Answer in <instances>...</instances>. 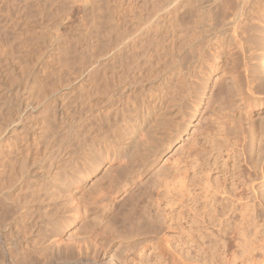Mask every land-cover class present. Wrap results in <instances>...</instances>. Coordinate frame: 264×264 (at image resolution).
I'll return each instance as SVG.
<instances>
[{
  "label": "rangeland",
  "instance_id": "rangeland-1",
  "mask_svg": "<svg viewBox=\"0 0 264 264\" xmlns=\"http://www.w3.org/2000/svg\"><path fill=\"white\" fill-rule=\"evenodd\" d=\"M171 1L0 0V105L5 100L8 103L10 90H19L20 97L22 94L28 96V100L25 98V103H21L26 110L22 127L5 135L0 118V184L8 180L12 160L15 163L20 158L18 149L36 148L30 137L45 128V117L52 113L51 109H45L46 103H42L48 99L50 90L58 89L59 94L55 98L61 101L59 95L66 88L65 84L73 82L71 85L77 88V99L68 102L69 110L66 111L73 125L61 126L58 118L51 117L55 120H50L53 122L49 125L53 126L49 129L50 140L41 143L45 153L39 159H44L52 148L56 151L57 156L52 154L50 159L41 163H44L41 174L49 175V178L56 174L52 169L58 168L56 195L33 213L37 233L45 234L48 239L55 238L52 236L57 234L61 240L62 258H69L73 264L78 259L86 257L89 260L96 256L100 261L95 264H264V154H261L264 150L260 146L264 149V141L252 147L249 145L246 153L229 151L231 145L226 142L222 143L220 152L204 153L199 160L195 154H188V148L204 130L207 104L221 84H233L229 76L223 83L219 80L224 71H229L235 64L233 62H237L233 61L237 60V55L236 58L225 54L215 63L218 68L215 73L206 70L205 79L199 81L200 88L194 92L199 96L197 109L191 101L186 104L188 119L183 122L179 136L167 134L169 130L162 126L143 130V141L148 143L144 149L149 158L140 172L125 174L133 164L122 151L127 141L122 133L128 134L130 130H125V127L134 126L135 120L131 117L134 113L123 114L121 108L127 104L125 108L129 107L134 112L141 101L156 95L163 97V107L166 106L167 110L162 114L156 113L152 121H167L171 115L170 90L164 89L166 75L159 71L157 64L163 60L158 61L157 53H154L156 42L166 49L171 40L168 29L159 28L162 30L158 32L156 29L162 27V20L167 16V10H159L171 8ZM256 1L197 0V5L188 7L256 8ZM182 19L190 25L198 20L194 12L184 14ZM156 22L162 24L156 26ZM142 33L141 37L137 36ZM59 38H63L66 47L54 54L50 48L52 45L57 49L56 40ZM254 38H250V43H255L251 46L256 57L251 63L264 70L261 51L257 52L259 48ZM121 42H126L128 47L125 50L133 51L132 54L129 51L124 55L119 51V56L109 57L107 51ZM86 66H92L87 75L84 72ZM88 73L90 80L85 79ZM79 75L80 78L77 77ZM133 78H142L143 85H136L127 92L123 81ZM114 88L123 89L115 98L111 97ZM37 94L48 97L43 99ZM55 98H50V101H55ZM110 98L118 104L111 106ZM32 104L36 107L34 112L31 111ZM239 106L243 111L246 133L253 119L260 125L264 108L254 110L249 116L248 101L236 97L232 107L240 110ZM51 115L54 116L53 113ZM82 125L81 143L85 140L87 145L95 143V150L86 146L85 152L82 147L86 143L80 146L78 133ZM53 129L59 132L52 135ZM67 131L73 135L72 138L68 137ZM229 133L231 137L235 136L234 130H229ZM102 135L110 137L107 138L110 139L109 144L101 139ZM60 136L68 142L65 144L68 160H65L67 156L58 153L64 149L57 151ZM83 152L87 154L86 159H83ZM70 160H74L73 166L69 165ZM259 161L262 162L259 168L253 169L252 166ZM80 169L85 178H79ZM65 176L74 178L77 183L64 181ZM59 203L62 206L59 211L53 210L54 215L43 217L46 206L51 205L52 210ZM78 208L81 210L79 218L76 217ZM82 251L88 256H82ZM51 258L49 256V260ZM53 259L48 264H61L58 259Z\"/></svg>",
  "mask_w": 264,
  "mask_h": 264
},
{
  "label": "bare ground",
  "instance_id": "bare-ground-1",
  "mask_svg": "<svg viewBox=\"0 0 264 264\" xmlns=\"http://www.w3.org/2000/svg\"><path fill=\"white\" fill-rule=\"evenodd\" d=\"M214 1L217 2L219 0H214ZM196 2L197 0H172L170 3L172 4L171 8H164V9L162 8L161 10H159V12L163 10H167V16H165L164 20H162V22H164L162 27L156 28L157 32L158 30H162L159 28L168 29L171 40L169 45L166 47V49L160 47V43L156 42L154 53L155 52L157 53V57L159 58L158 61L163 60V63L160 64L159 62L157 64L159 65L158 68L159 71L162 74L166 75L164 84H166L167 87L165 86L164 89H166V91L168 89V92L170 90L171 115L166 119L167 121L163 119L159 121L158 120L152 121L156 113L162 114L167 110L166 106L163 107V105H165V101H163V97L156 95H155L156 97L151 95V97L145 98V100L141 101L140 105L136 107V110H134V112L130 111L129 107L125 108L127 104H125L124 108H121L122 109L121 112L123 114L134 113V116L131 117L132 119L135 120L134 126L132 125V127H129L126 125L125 127V130H130L129 133L128 134L122 133L123 135L121 134L124 137V139L127 140L125 144H123L122 146V151L123 153L126 154L125 157L129 159V162L133 164V166L130 167L128 171L125 173L126 175L128 173H130L131 175L134 172H138V171L140 172L145 160L149 158V155L147 154V152H145L144 149L145 147L148 146V143L143 141V137L145 136L143 131L144 129L145 130L148 129L150 131V128H152V126L157 127L158 129L159 126H162L167 130H169V133L167 134H170L174 137L179 136L182 130L183 122L187 121L188 119L187 113L185 111L186 104L191 101L194 107L197 109V105L199 104V98H198L199 96L194 95V92L196 90H199L200 88L199 81L201 79H205L204 76L206 75L205 73L207 69H210L213 73H215L218 70V68L215 67V63L221 60L225 54H229L233 57L235 56L236 58L238 56L237 60H233V61H237V62L240 61V62L239 63L233 62L235 63L234 65H232L233 67L230 68L229 71H224L223 73L224 76L220 78L219 82L223 83L222 81L224 80V78L229 76L232 77L233 84L232 85L221 84L217 90V93L211 98L209 104H207L206 107L207 112L203 117V119L205 120L204 130L200 131L197 137L194 139L193 143L188 148V154L189 155L195 154V156L199 160L201 157L204 156V153L213 154L216 152H220V148H222V143H226V142L231 145V149L229 151L236 152V150L238 151L240 150V152L244 151L246 153L249 145H251L252 147L257 145L259 141L260 142L264 141V117L261 118L262 120L259 126L257 125L256 120L253 119V121H251V125L248 128V132L246 133L244 131V120L242 116L243 111H241L240 106H239L240 110L237 109L234 110V108L232 107L234 104V99L237 97L238 99H241L244 102L248 101L247 114L249 116L253 114L254 110L259 108L260 109L264 108V77L262 76L264 70L262 68L260 69V67L259 68L256 67L253 63H251V61L254 60V58L256 57L255 54L256 52L254 51V49H252L254 48L252 46L255 43L253 45L250 43V38L254 36L255 37L254 41L257 43L259 48L257 52L261 51L260 56H262L263 58L262 64H264V48L262 47V43H263L262 35L264 34V0H257L256 8H244V7L189 8L188 7V6L192 7L193 5H197ZM188 12L192 14L193 12L196 13V17L198 18V20L194 22V24L192 25H190L189 23L185 24L182 19L184 14ZM157 18L160 20V17ZM161 24L158 22L156 26H159ZM149 31L150 29L145 32V35H147ZM143 34L144 33L138 34L137 36L139 35L142 36ZM56 41H57L56 43L58 44L56 45L57 49L56 47L55 49H53L54 47L52 45H51L52 48L51 49L49 47L51 43L48 44V49L50 48V50H54V54H56L57 52H62V50H65L66 47L64 46L63 38H59ZM134 43L136 44V42ZM157 44L159 45L157 46ZM125 45H127L126 42H121L117 44L116 46L110 48L109 51H107V55L113 58V56L117 54L119 56V51L120 54L129 52L130 50H125L127 49L126 47H128V45L127 46ZM163 47L165 46L163 45ZM251 50H253L254 52L251 53L252 52ZM130 52L132 54L133 51ZM47 54L51 55L49 54L48 51ZM83 64L85 65V63ZM96 64L97 63H95V65ZM86 67H85L86 70L84 71L86 72L85 75H87V70L89 69V67L92 68V66L89 67L86 66ZM84 72L82 75L83 78L85 76ZM82 76L81 79H83ZM89 76L91 75H89L88 73V77L87 78L85 77V79H89ZM77 77L80 78V75ZM59 78L60 77H58V80ZM135 78L129 79L128 82L122 80L124 82L123 86L127 92L132 90V88L136 85H141V84L143 85L142 78L141 80ZM16 80L17 79H15V81ZM59 81L61 82V80ZM84 81L86 82L87 80ZM61 84L62 83H60L59 86L62 87ZM71 84H73V82H68L67 85L65 84L66 88L64 89L61 88L62 93L60 91V95H59L61 101H58L59 98L58 99L57 97L55 98V95L58 96L57 94H59L58 92L59 90L55 88L50 90L51 94H49V97L51 99L52 97L55 98V101L51 102L50 98L46 94L44 95L37 94L38 96L43 97V99H46L48 97V99L45 100V102L43 101L42 103L43 105L46 103L45 109H51L54 116H52L51 115L52 113L48 110L51 114L50 117L49 116L45 117L47 121L45 122L46 123L45 128L43 129L41 128L42 130H40V132L38 133L31 134L32 136L30 137V140H32V142H35L36 148L30 150L28 148V150L26 149L27 151L22 150V148L21 149L17 148L18 149L17 152L20 158H18L17 161H15V163L13 162L14 160H12V164L10 163L11 166H9L10 175L8 176V180H5L3 177V179L6 182L4 184H0V264H48L54 261L53 258L58 259V261H60L61 264H73V262L69 260V258L66 259L62 258L63 251L61 248V240L60 238H58V235L54 234L52 237L55 238L48 239L45 234L40 235V232L38 234L37 221L33 218L34 217L33 213L35 212L37 213L39 211L37 210V207H40L41 204L45 203L47 200L49 201L52 200V198L55 197L56 195V189H57L56 185L59 184V179L56 176L58 168L55 167L54 169H52V171L55 172L56 174L51 175L52 176L51 178H49V175L44 176V174H41V172L43 171L42 167L44 166V163L42 165L41 163L47 159H50L49 157L52 154L57 156L56 151H54L55 148L49 150L48 153L46 152L44 159H39V156L45 153L43 147L41 146L43 140L45 141L50 140L48 139L49 138L48 136L50 135L49 129L53 127L52 124L51 127L49 126L50 123H53L50 120L53 121L56 118H58L61 123L60 125L62 126L63 124L64 127L72 123L71 120L69 119V117L71 116L69 115L67 116L66 111L69 105L68 102L71 99L73 100L77 99L75 98L76 97L75 92H77V88H73V85ZM119 84L122 85V83ZM82 85H84V83ZM123 86H121V88ZM119 90H123V89L119 88ZM119 90H117V88L112 89L111 92L113 95L111 94V97L114 96L115 98L117 94L120 95L123 92V91L119 92ZM19 92L20 91L19 90L17 91V89L16 91L10 90L7 93L8 103H6V100L4 99L5 100L4 104L0 105V110H1L0 118L2 120L1 130L2 133H4L5 135L10 132L16 131L22 125L21 123L25 120L24 115L26 114L25 113L26 110L25 109L23 110L21 103H25L24 101L28 100V96L24 97L22 94V97H20ZM42 92H44V90H42ZM38 93L40 94V92ZM164 93L162 95H164ZM25 98L27 99L25 100ZM30 101H32V99ZM110 101H112V104H110L111 106H116L118 104V102L115 99L110 98ZM27 103L29 104L28 101ZM35 109L36 107L32 104L31 111L34 112ZM97 116L98 115H95V117ZM51 117L55 119L53 118L50 119ZM128 121H131V119H129ZM149 124H151V127H149ZM80 129L81 130L78 133V138L80 139L79 142L80 146H83V144L86 143V140L85 142H83V144L81 143L82 132L84 130L83 125L80 126ZM53 130L55 132L53 131L52 135H55L59 132L56 129ZM98 130H102V129H98ZM229 130H234L235 136L231 137ZM66 134L68 135V137L71 138L73 136L68 131ZM63 136H60L61 140L57 138V140H59L60 142L59 146L57 145L59 147L57 151L64 149V151L62 152L59 151L58 153L61 154L63 157L67 156L65 160L66 159L68 160L69 156L65 148V144H68V142ZM102 138L104 141H106V143L109 144L108 141L110 139L107 138L110 137L108 136L106 137L102 135L101 139ZM95 145H96L95 143H92L90 145L89 144L87 145L86 143L85 147L83 146L82 149L83 148L86 149L85 152H87L86 146H89V149L95 150L96 148ZM260 146L262 150H264L263 146L262 145ZM118 148L121 149L120 146H118ZM85 152H83V159L87 158V154ZM261 154H264V152H262ZM68 162L69 165L73 166L74 160H70ZM261 163L259 161L257 164L252 166V168L255 170L258 169ZM91 164L92 163L90 162V165ZM50 166L53 168L52 164H50ZM79 172H81V169L79 170ZM79 178H85V174L81 172ZM69 180H71V182L73 183H77L74 178L71 177L68 178L67 176H65L64 181H69ZM246 182L248 181L246 180ZM250 183L253 182L250 181ZM126 185L127 184L125 183V186ZM44 205L45 204H43L42 206ZM42 206L40 208H42ZM61 208H62L61 203L57 204L56 207L54 206L52 210H50L51 205L46 206L45 207L46 212L45 214L42 215H45L43 217L46 216L50 217L52 214L53 215L55 214L52 212L53 210L59 211V209ZM80 211H81L80 208H78V210L76 211L77 218L80 217ZM50 221L53 222L52 218H50ZM29 234H33L32 237H29ZM86 255L87 252L82 251V256H86ZM49 256L52 257L50 260H49ZM99 261L100 258L97 256L89 260H87V258L85 257L83 259H78L75 264H95Z\"/></svg>",
  "mask_w": 264,
  "mask_h": 264
}]
</instances>
